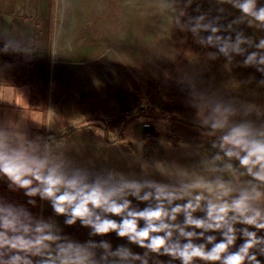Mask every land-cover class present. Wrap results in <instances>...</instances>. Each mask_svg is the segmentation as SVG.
Masks as SVG:
<instances>
[{"label":"clouds","instance_id":"clouds-1","mask_svg":"<svg viewBox=\"0 0 264 264\" xmlns=\"http://www.w3.org/2000/svg\"><path fill=\"white\" fill-rule=\"evenodd\" d=\"M194 2L156 0L162 23L154 44L178 28L191 33L200 46L217 49L207 53L208 59L222 55L231 70L234 57L241 56L240 67H253L264 76V36L257 42L235 28L246 24L264 32V5L258 0H215L218 15L211 17L197 5L199 14L193 17L187 9ZM223 5L240 13L226 26L221 23ZM222 32L235 33V38ZM0 42L3 54L34 53L19 41ZM185 79L200 136L211 138L209 153L202 151V143L192 148L190 155L199 159L191 168L175 161L149 163L139 141V158L128 166L139 165L143 178L114 168L97 171L77 166L67 155L68 146L55 137H30L23 124L0 121V179L27 198L25 205L0 197V264H264V106L200 91L191 77ZM258 86L264 87V79ZM155 173L169 182L148 178ZM37 198L49 203L56 217H64V225L79 222L89 229V239L75 240L52 216L34 215L29 206L37 207ZM133 199L146 207L134 205ZM110 233L143 254L93 239Z\"/></svg>","mask_w":264,"mask_h":264},{"label":"rangeland","instance_id":"rangeland-1","mask_svg":"<svg viewBox=\"0 0 264 264\" xmlns=\"http://www.w3.org/2000/svg\"><path fill=\"white\" fill-rule=\"evenodd\" d=\"M258 3L264 5V0ZM197 5L211 17L219 14L215 0H195L188 15L199 14ZM222 7L225 26L240 15L230 5ZM157 12L156 0H0V39L19 41L34 51L27 57L0 53V65L17 67L21 80L49 85L55 104L79 118L59 141L68 146L67 155L77 166L114 168L143 178L139 165L128 166L139 158L136 146L143 141L142 158L149 163L175 161L191 168L199 159L190 155L192 148L202 143V151L209 153L211 138L200 136L186 77L200 91H218L225 98L264 106V87L258 86L264 76L253 67H240L244 57L235 56L229 70L222 55L208 59L207 53L217 49L200 46L191 33L178 28L169 39L154 44L162 23ZM235 28L257 42L264 36L246 24ZM229 34L235 38V33H221ZM171 104L181 111L168 110ZM148 178L169 182L158 173ZM133 204L146 207L134 199ZM49 216L64 234L80 242L89 239V229L79 222L64 225V217H56L45 202L43 217ZM93 239L144 252L115 233Z\"/></svg>","mask_w":264,"mask_h":264},{"label":"crops","instance_id":"crops-1","mask_svg":"<svg viewBox=\"0 0 264 264\" xmlns=\"http://www.w3.org/2000/svg\"><path fill=\"white\" fill-rule=\"evenodd\" d=\"M18 75L17 67L0 65V121L11 120L23 124V130L30 137L52 136L60 142L63 141L70 126L79 118L73 119L74 113H69L65 107L60 108L55 104L52 99L53 89L49 85L35 84L27 79L21 80ZM50 108L56 113L49 110ZM0 197L13 203L27 205V198L23 192L10 191L4 179H0ZM44 206L45 202L37 198V207L29 206V209L40 217L44 214Z\"/></svg>","mask_w":264,"mask_h":264},{"label":"trees","instance_id":"trees-1","mask_svg":"<svg viewBox=\"0 0 264 264\" xmlns=\"http://www.w3.org/2000/svg\"><path fill=\"white\" fill-rule=\"evenodd\" d=\"M167 109L168 110H173V111H175V112H180L181 111V108H180V106H178V105H169V106H167Z\"/></svg>","mask_w":264,"mask_h":264}]
</instances>
